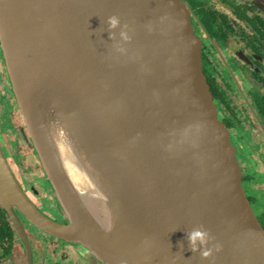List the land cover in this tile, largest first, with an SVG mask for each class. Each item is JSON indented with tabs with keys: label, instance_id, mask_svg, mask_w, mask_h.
<instances>
[{
	"label": "water",
	"instance_id": "95a60500",
	"mask_svg": "<svg viewBox=\"0 0 264 264\" xmlns=\"http://www.w3.org/2000/svg\"><path fill=\"white\" fill-rule=\"evenodd\" d=\"M132 39L113 47L107 18ZM117 39H119V29ZM0 42L32 147L67 224L27 201L0 145V192L92 264H264V229L219 119L183 0H0ZM65 129L88 183L59 153ZM209 230L204 257L187 232Z\"/></svg>",
	"mask_w": 264,
	"mask_h": 264
},
{
	"label": "flooded vegetation",
	"instance_id": "af4514ba",
	"mask_svg": "<svg viewBox=\"0 0 264 264\" xmlns=\"http://www.w3.org/2000/svg\"><path fill=\"white\" fill-rule=\"evenodd\" d=\"M183 1L201 42L218 117L236 151L244 193L264 229V0ZM0 145L30 205L67 224L9 84L1 42ZM24 205L0 192V264H92L84 247L41 227Z\"/></svg>",
	"mask_w": 264,
	"mask_h": 264
},
{
	"label": "clouds",
	"instance_id": "9594fccd",
	"mask_svg": "<svg viewBox=\"0 0 264 264\" xmlns=\"http://www.w3.org/2000/svg\"><path fill=\"white\" fill-rule=\"evenodd\" d=\"M116 29H119V39H117ZM107 30H109V35L111 40L114 42L113 47L120 54H127L128 49L125 46L126 42L130 41L132 37L129 35L128 25L121 24V19L119 16L113 14L107 18ZM187 239L189 246L193 252L200 251L201 255L208 257L213 251V247L218 251L222 248V245L217 242L214 246L209 247L210 241L213 240L209 230L201 227L193 228L191 231L187 232Z\"/></svg>",
	"mask_w": 264,
	"mask_h": 264
},
{
	"label": "bare ground",
	"instance_id": "6f19581e",
	"mask_svg": "<svg viewBox=\"0 0 264 264\" xmlns=\"http://www.w3.org/2000/svg\"><path fill=\"white\" fill-rule=\"evenodd\" d=\"M54 135L59 153L62 157L64 166L67 169V173L70 175L76 187L79 190H82V192H85V190L88 188V183L78 169L79 158H76V155L72 150V145L68 140L71 134L68 133L65 129H60V131L55 132Z\"/></svg>",
	"mask_w": 264,
	"mask_h": 264
},
{
	"label": "rangeland",
	"instance_id": "374dc122",
	"mask_svg": "<svg viewBox=\"0 0 264 264\" xmlns=\"http://www.w3.org/2000/svg\"><path fill=\"white\" fill-rule=\"evenodd\" d=\"M4 61H5V60H4ZM8 78H9V75H8ZM9 84H10V80H9ZM72 244H74V245L77 246V247H82L80 244L75 243V242H72Z\"/></svg>",
	"mask_w": 264,
	"mask_h": 264
}]
</instances>
